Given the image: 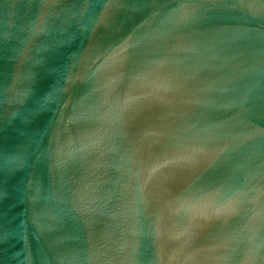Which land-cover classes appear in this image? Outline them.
Masks as SVG:
<instances>
[{"label": "water", "instance_id": "obj_1", "mask_svg": "<svg viewBox=\"0 0 264 264\" xmlns=\"http://www.w3.org/2000/svg\"><path fill=\"white\" fill-rule=\"evenodd\" d=\"M0 264H264V0H0Z\"/></svg>", "mask_w": 264, "mask_h": 264}]
</instances>
